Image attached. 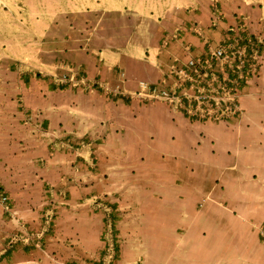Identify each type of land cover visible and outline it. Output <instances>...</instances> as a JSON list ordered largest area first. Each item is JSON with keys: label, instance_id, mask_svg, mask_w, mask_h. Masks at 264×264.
<instances>
[{"label": "crops", "instance_id": "obj_1", "mask_svg": "<svg viewBox=\"0 0 264 264\" xmlns=\"http://www.w3.org/2000/svg\"><path fill=\"white\" fill-rule=\"evenodd\" d=\"M121 1L31 0L0 20V154L23 164L2 180L0 161L17 210L0 206V264L47 263L15 240L42 226L47 187L66 194L45 240L64 261L102 264L110 222L109 264H264V0ZM227 36L262 44L235 120L146 101Z\"/></svg>", "mask_w": 264, "mask_h": 264}, {"label": "built area", "instance_id": "obj_2", "mask_svg": "<svg viewBox=\"0 0 264 264\" xmlns=\"http://www.w3.org/2000/svg\"><path fill=\"white\" fill-rule=\"evenodd\" d=\"M261 51L262 44L257 39L227 36L221 47L210 52V56L208 55L210 59L209 57L204 61L189 59L183 65H172L166 77L174 78L176 81L174 89L169 88L154 93V88H152L143 95L149 97L148 99H161L170 104L177 101L176 104H178L177 96L194 94L198 100L207 104L211 102L215 104L212 111L210 109L200 110L199 117L203 118L206 115L207 121L228 119L239 113V81L245 76L257 73ZM219 67L222 68V73L217 72ZM60 82L62 84L76 83L70 76H63ZM185 82L188 86L183 85ZM177 90H179L178 93ZM0 202L4 210L13 216L14 212L7 206L5 196H0ZM109 235L108 231L106 233V253L112 250V240ZM260 235L264 240V229Z\"/></svg>", "mask_w": 264, "mask_h": 264}, {"label": "rangeland", "instance_id": "obj_3", "mask_svg": "<svg viewBox=\"0 0 264 264\" xmlns=\"http://www.w3.org/2000/svg\"><path fill=\"white\" fill-rule=\"evenodd\" d=\"M36 2H40V0H34L35 4ZM121 2L126 3V0H122ZM29 3V4H28ZM31 0H0V20L1 21H8L9 18L10 19H17V20H21L24 21L27 17V12H26V5L28 4L30 7H33L30 5ZM39 5V4H37ZM35 13V12H33ZM3 14V15H2ZM20 21V22H21ZM3 30L0 28V36L2 35ZM1 38V37H0ZM223 42V41H222ZM221 43H216V44H209L208 45V49L205 50L204 52L201 53V55H199V58H197L198 60H207L205 58H208L210 56V52L215 50L216 48L221 47L222 45ZM209 55V56H208ZM210 59V57L208 58ZM258 69V68H257ZM222 68L219 67L217 69V72L222 73ZM216 72V71H215ZM254 75H256V72H254ZM252 75V76H254ZM248 79V78H247ZM175 80L173 77H166L164 79V81L158 85L157 87L154 88V93H158L161 90H167L169 88L174 89L176 87L175 84ZM218 82V79H217ZM242 96V92L239 91V95H238V106H239V113L240 114V99ZM146 101H148L149 97H145ZM151 99V98H150ZM149 99V100H150ZM177 101H174L172 103L173 107L176 109V104ZM238 116L233 115L230 116L227 120L231 121V120H235V118H237ZM224 120V119H223ZM223 120H218V121H214V122H219V121H223ZM198 121V120H197ZM28 122V120H27ZM202 122V121H200ZM211 122V121H208ZM58 148V147H57ZM62 149V148H60ZM72 153V152H71ZM6 155L0 154V161H3L4 164L1 163V176H2V180H8V178H10L9 180H11V176L12 174L9 173L13 167H23L22 165H19V163L17 164H8L5 163V160L7 158H5ZM44 160H38V162L33 163V165L35 166V164H39L43 163ZM17 165V166H15ZM9 166V167H8ZM14 190H17L18 188H13ZM46 190L48 191V197L43 198V209H42V226L39 227L38 229H25L22 228V230H25V233L20 232V236L18 235L15 240L16 243L20 242L21 244H23L24 246L30 245L33 249H37L41 252V254L47 259V263H40V262H34L31 264H77V263H73V262H67L64 261L63 259L59 258L56 256L55 251H50L47 250V246H46V242L45 240H47L48 242V238L52 237L54 238L52 235H54V225H55V219L57 216V212L59 211L60 207L64 206L65 204V197L66 194L64 191H57V188L54 187H47ZM0 196H5L6 197V202H7V206H9L10 210H12L14 212V215L11 216L9 213L6 212V210H4L3 204L0 202V206L2 209V212L6 215L8 214L10 216V218L14 219V221H17V210L14 206V204L12 205V203L10 202V196L8 194V192L5 190V188L0 187ZM96 205H99V203L97 202ZM100 206V205H99ZM109 231V236L111 237V242H112V250L105 253L103 260H101L102 264H109L110 260L112 259L113 256V235H112V225L109 222L108 223V229L106 230V233ZM106 235V234H105ZM55 243V242H53ZM24 264H29V262L24 263Z\"/></svg>", "mask_w": 264, "mask_h": 264}, {"label": "trees", "instance_id": "obj_4", "mask_svg": "<svg viewBox=\"0 0 264 264\" xmlns=\"http://www.w3.org/2000/svg\"><path fill=\"white\" fill-rule=\"evenodd\" d=\"M247 77L249 76H245L243 80L239 81V87H241L242 83H245ZM183 85L188 86L187 82H185ZM176 92L178 93L179 90H177ZM177 97L179 100V103L176 104L177 110L180 111L189 120L207 121L206 115L203 118L199 117V114H201V112L199 111L205 109H210L212 111L213 108L215 107L214 102L207 104L204 101L196 99L194 94H188L186 96H177Z\"/></svg>", "mask_w": 264, "mask_h": 264}]
</instances>
